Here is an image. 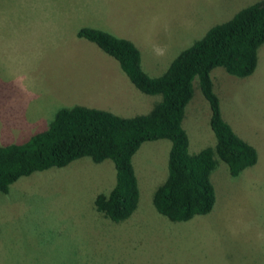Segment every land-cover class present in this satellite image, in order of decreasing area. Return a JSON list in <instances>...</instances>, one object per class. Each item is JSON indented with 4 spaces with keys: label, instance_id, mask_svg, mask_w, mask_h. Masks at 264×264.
<instances>
[{
    "label": "rangeland",
    "instance_id": "1",
    "mask_svg": "<svg viewBox=\"0 0 264 264\" xmlns=\"http://www.w3.org/2000/svg\"><path fill=\"white\" fill-rule=\"evenodd\" d=\"M255 1L0 0V136L12 130L28 138L47 127L58 107L105 104L118 88L125 117L146 113L160 100L129 81L115 83L117 71L105 68V54L97 49L101 56H94L75 40L72 13H115L126 23L143 14L144 28L131 38L144 46L141 68L158 76L207 28ZM209 76L221 117L257 156L234 177L216 158L215 200L207 214L172 222L154 210L151 193L166 175L169 141H144L131 159L138 204L125 221L111 222L92 207L93 195L112 184L109 159L80 157L20 176L0 192V264H264V41L249 75L217 66ZM208 115L194 78L181 121L189 152L213 144Z\"/></svg>",
    "mask_w": 264,
    "mask_h": 264
},
{
    "label": "trees",
    "instance_id": "2",
    "mask_svg": "<svg viewBox=\"0 0 264 264\" xmlns=\"http://www.w3.org/2000/svg\"><path fill=\"white\" fill-rule=\"evenodd\" d=\"M75 35L113 58L138 91L159 94L160 100L146 113L128 117L85 105L57 108L45 129L22 141L0 144V192H6L20 176L62 167L80 157L94 163L109 159L114 170L112 184L106 192L95 193L91 203L102 217L119 223L135 212L139 199L132 155L142 142L164 138L169 141L166 175L151 193L154 210L172 222L207 214L215 200L211 174L217 167L216 158L234 177L254 165L257 156L254 147L221 117L209 72L218 66L244 77L254 70L257 48L264 41V0L211 25L158 76L144 72L140 50L130 39L88 26L79 27ZM194 78L208 105L214 142L189 152L181 121Z\"/></svg>",
    "mask_w": 264,
    "mask_h": 264
},
{
    "label": "crops",
    "instance_id": "3",
    "mask_svg": "<svg viewBox=\"0 0 264 264\" xmlns=\"http://www.w3.org/2000/svg\"><path fill=\"white\" fill-rule=\"evenodd\" d=\"M116 6L117 5L114 4L115 11H122V10H119ZM118 14H122V13H118ZM139 16H140V19H136V22L132 18H128V22L126 23L122 16H118L115 13L105 14V15H100V16L94 12L90 15H85V16H83L81 13H75V16H74V14L72 13L69 20H73V22L71 24V28L73 26H75L74 27V34H75L76 30L82 26H88V27L101 29V30L106 31L112 35L117 36V37L130 39L131 41H133L136 44V46L139 48L140 52L141 51L144 52V50H143L144 46H143V48L140 49V46L138 45L139 42L136 40L137 41V43H136L133 40L134 38L133 37H132L133 39L131 38V36H134V35H137L140 33L141 27L144 28L145 24L141 23V19H142L143 14H140ZM126 25H127V29H126ZM75 40L81 46L87 48L89 50V52L92 53L94 56H96V55L101 56L100 52L97 50L99 48L95 44L90 42L89 40L82 38V37H78V36H76ZM101 52L104 53L103 51H101ZM103 58H104L103 61L106 64L105 65L106 69L108 66V68L111 71L112 70L117 71V73L115 75L116 81H114V82L119 83L121 86H124L126 84H127V86H129V82H128L129 80L126 79L127 77L125 78V76H122L124 78L121 77L122 80H120V78H119L120 75H125V74L121 71L118 64H116L117 62H115L114 59L109 57L107 54H105V56ZM110 59H112V60H110ZM121 73H123V74H121ZM113 94H114L113 98L108 99L105 104L100 103V105H98V104L94 103L93 105H87V104H82V105L89 106V107H95V108H99V109H104V110H107V111H110L112 113H115V114L122 116L124 111L120 112V109H126L127 106L125 107V106L119 105L118 103H116V100L122 98L123 92L120 90V88H118V92H113ZM112 100H115V101H112ZM89 104H92V103H89ZM74 105H76V104H74ZM100 106H105L106 108H103ZM66 107H70V106H66ZM15 130L18 131L17 133H19L18 129H15ZM12 133H13L12 130H7L4 133H2V135L0 136V140H1L0 144H6V143H10V142H19V141H22L23 139H25L27 137V136L24 137L27 132L26 133L24 132V134L21 136H13ZM3 135H5V136H3ZM15 137L18 138L17 141L6 140V139H10V138H15Z\"/></svg>",
    "mask_w": 264,
    "mask_h": 264
}]
</instances>
